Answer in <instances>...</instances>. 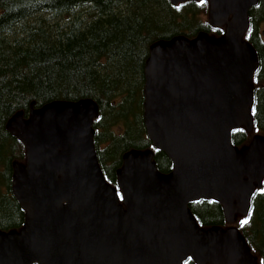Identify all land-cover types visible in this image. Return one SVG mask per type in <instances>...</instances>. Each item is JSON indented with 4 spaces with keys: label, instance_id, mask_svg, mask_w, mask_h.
<instances>
[{
    "label": "water",
    "instance_id": "obj_1",
    "mask_svg": "<svg viewBox=\"0 0 264 264\" xmlns=\"http://www.w3.org/2000/svg\"><path fill=\"white\" fill-rule=\"evenodd\" d=\"M190 0H171L178 4ZM258 0H208L213 27L154 42L145 65L144 121L156 149H132L107 181L95 146L99 105L55 100L7 123L27 150L12 191L26 211L19 230L0 229V264H258L237 227L200 226L189 203L215 199L228 222L248 215L264 180V135L243 146L232 130L253 129L259 57L244 35Z\"/></svg>",
    "mask_w": 264,
    "mask_h": 264
},
{
    "label": "trees",
    "instance_id": "obj_2",
    "mask_svg": "<svg viewBox=\"0 0 264 264\" xmlns=\"http://www.w3.org/2000/svg\"><path fill=\"white\" fill-rule=\"evenodd\" d=\"M208 6V0H0V229L19 230L25 223L26 211L12 184L14 163H25L27 150L7 128L20 111L28 116L32 108L55 100L94 99L99 105L94 121L98 159L121 200L117 171L126 152L152 149L158 169L172 171V159L154 148L147 135L145 65L156 41L178 35L193 38L201 31L223 34L225 26L210 25ZM263 16L260 0V7L249 11L250 27L244 35L260 63L254 76L253 129L232 130V142L238 146L264 135V45L257 47L247 37L252 29L257 34ZM189 206L204 229L239 228L258 264H264V180L248 215L237 214L232 223L215 199L202 198ZM184 264L197 263L189 258Z\"/></svg>",
    "mask_w": 264,
    "mask_h": 264
},
{
    "label": "flooded vegetation",
    "instance_id": "obj_3",
    "mask_svg": "<svg viewBox=\"0 0 264 264\" xmlns=\"http://www.w3.org/2000/svg\"><path fill=\"white\" fill-rule=\"evenodd\" d=\"M259 8L260 7V0H258V3L257 5H255L254 7H252L250 10L254 9V8ZM258 15V12L256 11L255 12V16ZM258 18V17H257ZM264 18V16H263ZM250 19V17H249ZM256 20V19H255ZM264 25V19L263 20H260L259 21V24H258V28H257V34H255V30L253 32V29L252 31H250L247 35V37H251L253 38V41L255 42L256 46L257 47H261V45H264V29H262V26ZM250 27V26H249ZM248 30V29H247ZM247 32V31H246ZM245 32V34H246ZM246 39V38H245ZM247 41H249L248 39H246ZM250 42V41H249ZM251 43V42H250ZM252 44V43H251ZM253 45V44H252ZM255 48V47H254ZM256 49V48H255ZM257 51V50H256ZM258 53V52H257ZM259 57V55H258ZM259 66H260V63H259ZM259 68V67H258ZM258 68L256 70H258ZM256 72V71H255ZM254 76H255V73H254Z\"/></svg>",
    "mask_w": 264,
    "mask_h": 264
},
{
    "label": "snow or ice",
    "instance_id": "obj_4",
    "mask_svg": "<svg viewBox=\"0 0 264 264\" xmlns=\"http://www.w3.org/2000/svg\"><path fill=\"white\" fill-rule=\"evenodd\" d=\"M243 223H244V224H247V223H248V220L243 221Z\"/></svg>",
    "mask_w": 264,
    "mask_h": 264
},
{
    "label": "rangeland",
    "instance_id": "obj_5",
    "mask_svg": "<svg viewBox=\"0 0 264 264\" xmlns=\"http://www.w3.org/2000/svg\"><path fill=\"white\" fill-rule=\"evenodd\" d=\"M262 29H264V25L262 26Z\"/></svg>",
    "mask_w": 264,
    "mask_h": 264
}]
</instances>
